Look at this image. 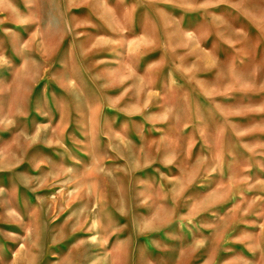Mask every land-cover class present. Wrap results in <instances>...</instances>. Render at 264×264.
<instances>
[{
  "label": "rangeland",
  "instance_id": "rangeland-1",
  "mask_svg": "<svg viewBox=\"0 0 264 264\" xmlns=\"http://www.w3.org/2000/svg\"><path fill=\"white\" fill-rule=\"evenodd\" d=\"M0 264H264V0H0Z\"/></svg>",
  "mask_w": 264,
  "mask_h": 264
}]
</instances>
